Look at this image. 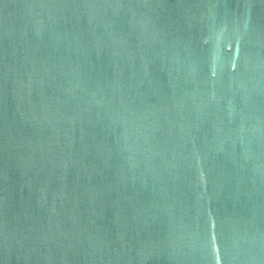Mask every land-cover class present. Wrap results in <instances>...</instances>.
I'll use <instances>...</instances> for the list:
<instances>
[{"label": "water", "instance_id": "95a60500", "mask_svg": "<svg viewBox=\"0 0 264 264\" xmlns=\"http://www.w3.org/2000/svg\"><path fill=\"white\" fill-rule=\"evenodd\" d=\"M0 264H264V0H0Z\"/></svg>", "mask_w": 264, "mask_h": 264}]
</instances>
